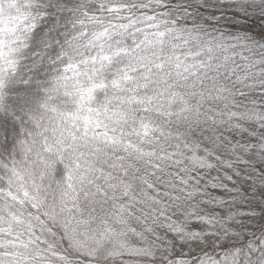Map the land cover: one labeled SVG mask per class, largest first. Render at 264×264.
I'll return each mask as SVG.
<instances>
[{
  "label": "snow or ice",
  "instance_id": "obj_1",
  "mask_svg": "<svg viewBox=\"0 0 264 264\" xmlns=\"http://www.w3.org/2000/svg\"><path fill=\"white\" fill-rule=\"evenodd\" d=\"M0 264H264V0H0Z\"/></svg>",
  "mask_w": 264,
  "mask_h": 264
}]
</instances>
